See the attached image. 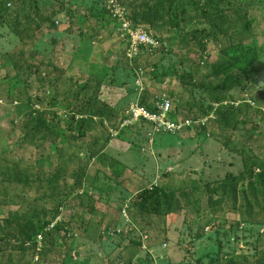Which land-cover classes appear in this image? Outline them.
<instances>
[{"label": "rangeland", "instance_id": "1", "mask_svg": "<svg viewBox=\"0 0 264 264\" xmlns=\"http://www.w3.org/2000/svg\"><path fill=\"white\" fill-rule=\"evenodd\" d=\"M129 1L64 0V8L53 18L58 19L57 28L49 31L44 28L37 33L38 43L35 49L45 58L54 57L58 66L65 67L78 43H86L85 37L92 33L85 23L87 8L91 7L94 11L105 10L111 18L116 19L108 25L103 24L98 37L91 38L90 41L95 42L99 54L102 52L105 57L109 56V69L102 72L98 68L105 76L99 100L108 109L115 111L111 117L116 112H123L125 115L121 121L117 119V123L112 124L106 116L90 114L95 127L92 130L95 132L81 136L87 146L84 143L77 144L79 138L76 140V135L72 132L70 136L73 134L74 139L71 138L68 145L59 148L58 157L54 154L51 156V170H54L58 163L65 165L68 156H75L73 150L77 151V157L82 163L80 165H87L88 173L95 178L93 182L98 191L95 189L88 194L94 211L80 213L68 210L71 203L78 202L76 196H70L74 201L71 198L65 199L61 206L63 209L55 219L70 221L71 231L68 230L69 234L64 242L50 249H43L40 253L32 250L0 253V264H232L228 260L230 256H234L241 264H264L263 196L252 194L246 183L238 187L246 189L242 195L239 193L237 203L228 194H222L223 181L227 175H235L243 170L248 154L264 158V117L257 114L254 116V123H238L232 131L234 138L227 145V139L221 134V126L215 120L218 103L210 101L199 85L191 90L185 89L178 84L175 74L165 76L161 73L173 68L180 72L177 68L179 59L186 56L191 46L175 41L165 44L167 49L157 50L159 45L155 42L152 52V49L141 50L137 45L133 53L140 54L138 64L130 59L128 51L131 39L127 35V27L131 26L132 17L129 14L132 7L128 4ZM229 2L234 0H226L222 6H227ZM257 4L263 7H259L261 12L255 14L260 21L253 25V40L264 44V0H257ZM9 8L12 6L9 5ZM118 22L120 25L115 26ZM137 28L145 31L142 26ZM19 48L20 43L12 30L6 25L2 26L0 77L10 67L5 57L17 52ZM199 55L198 52L189 53L191 58H196L202 64V59L197 58ZM205 56L210 60L215 54L210 51L203 55L204 58ZM159 59L161 65L157 69L160 72L153 76L149 73L152 69L147 64ZM202 66V72L208 70L207 66ZM185 68H189V64L186 63ZM167 88L181 92L184 99L169 98L165 91ZM261 88H264V81L251 89L242 90L236 86L227 88V91L234 94L235 98L240 96L245 99L244 102L253 105L254 100L262 96ZM145 91L151 93V98L146 101L147 105L156 109V112L143 107L149 113V119L142 116L134 118L131 111L133 109L129 107L131 104L139 105L140 95ZM12 93L15 94L16 91H8L4 79L0 78V149H16L13 156L23 155L25 161L28 155L33 157L45 154L44 157H48V151L41 144H31L26 150L22 145H16L22 133L20 135L16 124L11 120L18 121L21 116L18 117L14 110L19 104L17 100L13 98L10 101L9 94ZM219 93L223 94L224 90H219ZM158 97L169 99L170 108L167 111L163 112L158 107L161 102ZM188 101L211 106L208 115L187 116ZM234 101L237 105L238 102ZM223 103L226 104V101ZM33 108L38 106L35 104ZM153 114L155 117L151 116ZM156 117L165 123L188 122L175 132H167ZM210 119L214 120L213 124H209ZM250 135L253 137H249ZM104 138L108 139L105 149L102 154L93 157L92 153ZM249 148L252 152L248 151ZM67 164L70 170L80 166L76 161ZM258 172L256 169V173ZM182 180L192 182L191 188L185 189L186 194L191 193L195 184L199 192L186 195V204H183L185 201L182 202L186 206L177 213H171L166 219L164 234L155 235L152 231L146 233L138 220L135 222L132 218L135 212L133 204L140 191L172 181L180 183ZM71 182L68 178L67 190ZM212 189L215 191L211 192ZM17 192L20 193V190L15 193ZM22 194L28 201L38 198V194L31 188H25ZM257 202L259 206L256 205ZM36 203L39 204L38 207L49 208L47 199ZM251 203L252 206L249 205ZM25 205L9 203L3 209L11 213L20 212ZM33 205L36 204L32 203ZM82 215L86 221L89 220L88 224L79 221V216ZM156 225L158 227L161 224L157 222ZM195 233H202V236L195 238ZM37 239L40 240L41 235ZM162 239H166L167 243L161 242ZM14 244L17 245L18 242L14 240ZM40 246L41 241H38L37 247Z\"/></svg>", "mask_w": 264, "mask_h": 264}, {"label": "trees", "instance_id": "2", "mask_svg": "<svg viewBox=\"0 0 264 264\" xmlns=\"http://www.w3.org/2000/svg\"><path fill=\"white\" fill-rule=\"evenodd\" d=\"M225 1L130 0L128 4L132 7L129 14L132 17L130 29L144 27L149 37L158 43L157 50H165L168 48L165 44L175 41L192 47L186 56L179 59L177 68L180 72L173 68L171 71L164 70L161 73L165 76L175 74L178 84L185 89L191 90L199 85L207 93L210 101L218 103L215 120L221 126V134L227 139V145H230V140L232 142L234 138L232 131L236 129L238 123L239 125L254 123V116L257 114L264 117V88L260 89L262 96L258 100L251 98L255 101L253 105L244 102L245 99L240 96L236 97L238 99L235 101L238 103L235 105L234 94L227 91V88L236 86L242 90L251 89L264 81V44H258L253 40V27L260 21L255 14L261 12L260 8L263 6L261 4L259 6L257 0L250 2L234 0L227 6H222ZM63 2L64 0H0V28L8 26L20 43L17 52L5 57L10 67L0 77L4 79L8 91L10 89L16 91L15 94H9L10 101L14 98L19 103L14 110L17 116L21 117L18 121L11 120L16 124V130L20 135L22 133L16 145H22L26 150L31 144L36 146L41 144L43 149L48 151L46 158L45 154L33 157L28 155L25 161L21 154V158L13 156L16 149L6 147L0 149V253L13 250L16 252L32 250L40 253L43 249H50L64 242L69 234L68 230L71 231L70 221L55 219L62 211L61 206L65 199L71 198L74 201L70 196H76L78 202L71 203L67 207L68 210L80 213L94 211L88 194L97 189L94 184L95 178L88 173L87 165H80L82 163L77 157V151L73 150L75 156H68L66 164L58 163L54 170H51V156L54 154L58 157L59 148L68 145L71 138L76 140L79 138L77 144L86 143L81 136L95 132L92 130L95 127L92 125L93 119L90 114L106 116L112 124H116L117 119L121 121L125 115L123 112H116L111 117L115 111L108 109L99 100L105 78L102 72L109 69L110 64H107L109 56L105 57L102 52L99 54L95 42H91L90 39L98 37L103 24L108 25L116 21L107 11H94L91 7L86 9L85 23L92 33L85 37L86 43L81 44L83 41L78 43L70 62L65 67L58 66L54 57L45 58L35 49L38 32L44 28L48 31L57 28L58 19L53 18L64 8ZM9 5L12 8H9ZM135 8H138L137 12ZM117 25L120 23H115V26ZM127 35L130 38L129 34ZM217 45L219 47H216ZM139 48L148 51L152 49V45L140 44ZM210 51H213L215 56L208 60L203 55ZM190 52L192 54L198 52L200 55L197 58L202 59V64L196 58H191ZM136 54L130 59L138 64L140 54ZM186 63L189 64V68H185ZM147 65L152 69L149 73L157 76L161 60ZM202 65L207 66L208 70L202 72ZM99 67L102 72H99ZM222 89L224 93L220 94L219 90ZM165 91L169 98L184 99L181 92L169 88ZM149 98L151 93L145 91L140 95L139 105L156 112V109L147 105L146 101ZM223 101H226V104ZM231 102L233 104H230ZM35 104L38 108H33ZM187 105V116L193 117H205L211 108L191 101H188ZM213 121L210 119L209 124H213ZM250 127L253 128V125ZM105 129L107 131V128ZM72 132L76 137L73 134L70 136ZM106 140L104 138L102 144L94 150L93 157L102 154ZM70 147L73 149L72 145ZM248 151L252 152L251 148ZM73 161L80 166L70 170L67 163ZM256 169L259 170L258 173ZM68 178L72 182L67 190ZM223 183L222 194H228L234 203L238 202L239 193L241 192V195L244 193L246 188H238L244 183L250 186L252 194L256 193L264 198V158L257 154L254 156L252 153L248 154L243 170L235 175H227ZM191 186L192 182L182 180L180 183L172 181L153 189H143L133 204L135 212L132 218L135 222L138 220L146 233L152 231L155 235L161 236L166 230V219L171 213H177L186 206L182 205L183 201H185L183 204H186V195L199 192L195 184L191 193L186 194L185 189ZM25 188L33 189L38 198L28 201L22 194ZM18 190L21 195L15 193ZM214 191L215 189L211 190ZM41 199H47L49 208L38 207L39 204L36 202ZM9 203L26 205L20 212L11 213L3 209ZM32 203L36 205L32 206ZM249 205L252 206V203ZM256 205L259 206V203ZM262 207L264 210V203ZM83 216H79V221L88 224L89 220L86 221ZM157 222L161 224L158 227ZM40 235L41 239L38 240L37 237ZM193 236L200 238L202 233H195ZM14 240L18 242L17 245L14 244ZM38 241H41L40 248L37 247ZM164 241L167 243L166 239L161 240ZM47 245L50 246L46 248ZM233 257L230 256L228 259L230 263L241 264Z\"/></svg>", "mask_w": 264, "mask_h": 264}, {"label": "built area", "instance_id": "3", "mask_svg": "<svg viewBox=\"0 0 264 264\" xmlns=\"http://www.w3.org/2000/svg\"><path fill=\"white\" fill-rule=\"evenodd\" d=\"M111 2H112V0H111ZM124 26H125V24H124ZM128 28H130V27L129 26L127 27V31H128L129 36H130V39H131L130 50L128 51L129 56L132 57V55L135 54L133 52H134V49H136L137 45H140V44L153 45L155 43V41L153 39H151L149 37V35L144 30H142L140 28H137L135 30H131ZM160 100H161V102L159 103L158 107H160L163 110V112L167 111L170 108L169 99L158 97V101H160ZM143 107L144 106H140L138 104H134V105L131 104L130 105L129 108L133 109L131 111L133 113L134 118L142 116L144 118L149 119V113ZM151 116L155 117L154 114ZM156 118H158V117H156ZM157 121H158V123H160V126L163 127L164 131H167V132H175L177 129H179L180 127L185 125L186 122H188V121H185L183 123L180 122L179 124L170 123V122L165 123V122H161V119H159V118Z\"/></svg>", "mask_w": 264, "mask_h": 264}]
</instances>
